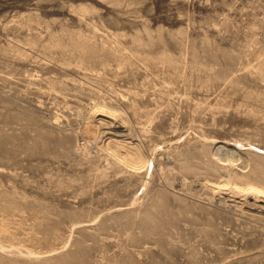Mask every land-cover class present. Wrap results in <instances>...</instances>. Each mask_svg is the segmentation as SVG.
I'll return each mask as SVG.
<instances>
[{
    "label": "rangeland",
    "instance_id": "obj_1",
    "mask_svg": "<svg viewBox=\"0 0 264 264\" xmlns=\"http://www.w3.org/2000/svg\"><path fill=\"white\" fill-rule=\"evenodd\" d=\"M248 188L264 0H0V264H264Z\"/></svg>",
    "mask_w": 264,
    "mask_h": 264
},
{
    "label": "bare ground",
    "instance_id": "obj_2",
    "mask_svg": "<svg viewBox=\"0 0 264 264\" xmlns=\"http://www.w3.org/2000/svg\"><path fill=\"white\" fill-rule=\"evenodd\" d=\"M126 150V149H125ZM145 164V163H144ZM140 165V164H139ZM236 186V185H235ZM252 187V186H251ZM226 188V187H225ZM237 188V187H236ZM228 189V188H227ZM245 192V198L255 200L256 202L260 201L263 197L264 199V190L258 189V188H248L244 190ZM223 193V191H222ZM230 198V197H229ZM241 200V199H240ZM255 202V203H256ZM248 203V202H247ZM250 204V203H249ZM257 206V205H254Z\"/></svg>",
    "mask_w": 264,
    "mask_h": 264
}]
</instances>
